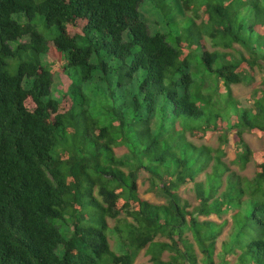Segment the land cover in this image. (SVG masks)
<instances>
[{
	"label": "trees",
	"instance_id": "16d2710c",
	"mask_svg": "<svg viewBox=\"0 0 264 264\" xmlns=\"http://www.w3.org/2000/svg\"><path fill=\"white\" fill-rule=\"evenodd\" d=\"M150 1L167 31L143 0H0V264H264V80L230 88L264 73V0Z\"/></svg>",
	"mask_w": 264,
	"mask_h": 264
},
{
	"label": "rangeland",
	"instance_id": "374dc122",
	"mask_svg": "<svg viewBox=\"0 0 264 264\" xmlns=\"http://www.w3.org/2000/svg\"><path fill=\"white\" fill-rule=\"evenodd\" d=\"M144 19L149 25L150 31L152 33H155L158 30L161 31H167V23L166 18L163 19L161 13L156 10L155 6L152 4L150 0H143L140 8ZM175 20H177L181 25L183 23L184 15L179 12L178 9L174 12ZM39 30L44 32L43 24L39 26ZM45 33V32H44ZM47 60H51L50 56H47ZM54 71V82H55V90L57 91H66L71 83L70 79L68 78V75L64 72H61V69H59V64H55L52 67ZM264 80V73L261 71H258L255 75V77L247 78L244 83L239 85H231V93L233 96L238 97L244 94L251 93L255 87L261 86L262 81ZM222 93L227 95L228 89L227 87H223ZM245 140L248 142V144L252 147L254 150H262L264 149V137H259L255 134H251L249 132H246ZM198 144L205 143V140H195ZM209 145H212L214 147H221L227 152V156L225 158L226 161L231 163V166L233 169L242 172L243 174L253 177L255 175V166L253 163L249 164L248 167L245 170H241L239 164L234 162V160L238 157V154L241 151V148L236 144L234 138L232 135H230L229 143L221 144L218 137L215 136L211 141L208 142ZM125 148L119 149V153L124 154ZM138 182L140 184V192L141 195L154 202V203H167L168 199L167 196L164 195L156 186H153L150 179L149 174L145 170H139L138 171ZM193 185L183 186L180 190V195L183 198L189 199L193 202V204H198L195 199L194 191L192 190ZM225 215L223 218H226ZM204 219V217H202ZM211 219L222 221L223 218H219L216 215H211ZM110 224L113 227L116 224L115 220H110ZM227 235V232L224 233V235L220 239V243L222 239ZM111 236V244L112 248L116 250L119 253L123 252V248L120 244V241L118 239L117 234L114 231L110 232ZM168 256V253H165V257ZM151 256L146 253V250H143L139 257L136 260L135 264H150Z\"/></svg>",
	"mask_w": 264,
	"mask_h": 264
}]
</instances>
